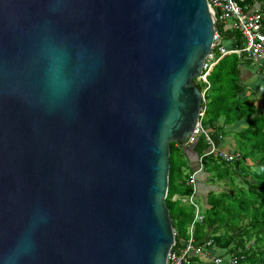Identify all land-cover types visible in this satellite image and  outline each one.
<instances>
[{
    "label": "water",
    "instance_id": "1",
    "mask_svg": "<svg viewBox=\"0 0 264 264\" xmlns=\"http://www.w3.org/2000/svg\"><path fill=\"white\" fill-rule=\"evenodd\" d=\"M213 33L206 0H0V264H166Z\"/></svg>",
    "mask_w": 264,
    "mask_h": 264
},
{
    "label": "trees",
    "instance_id": "2",
    "mask_svg": "<svg viewBox=\"0 0 264 264\" xmlns=\"http://www.w3.org/2000/svg\"><path fill=\"white\" fill-rule=\"evenodd\" d=\"M255 1L257 0H244L243 5L251 7ZM262 24L264 27V18ZM221 34L236 38V47H240L236 32L227 30ZM243 65L236 54H230L212 68L208 76L211 86L207 94L206 119L203 121V126L210 133L221 137L229 135L236 140L238 149L228 151L234 152L237 158L231 163H225L214 156L204 157L200 173L208 175L207 181L212 180V175L231 181L236 177L245 188L236 187L232 194L222 192L216 195L212 191L207 192L202 208L204 218L195 225L193 237L195 245H202L212 239L214 248L210 249L211 254L219 257L231 255L236 259L235 264H264V111L257 110L252 101L241 97ZM240 122L246 123L244 129L230 133L225 131L227 126ZM206 148L207 142L200 136L194 151L202 155ZM169 152L170 167L165 201L176 246H180L188 239L187 229L193 220L194 208L180 201H173L172 198L175 195H191L192 187L186 184L191 171L185 173V169L189 168L181 147L171 143ZM198 196L197 190L196 199ZM221 226L222 234L212 237L207 233L208 230L216 231ZM184 264L213 263L205 257L193 256L189 258V263Z\"/></svg>",
    "mask_w": 264,
    "mask_h": 264
},
{
    "label": "built area",
    "instance_id": "3",
    "mask_svg": "<svg viewBox=\"0 0 264 264\" xmlns=\"http://www.w3.org/2000/svg\"><path fill=\"white\" fill-rule=\"evenodd\" d=\"M209 10L214 20L213 41L209 55L204 61L202 72L196 78V85L201 91V104L199 109L198 121L191 139L195 136H203L207 142V148L202 155H199V171L189 174L186 184L192 187V193L189 196H173V201H180L183 204L194 208V217L188 226V239L182 245L176 246V242L171 247L166 259V264H184L189 263V258L193 256L205 257L213 264H235L236 259L231 255L219 257L211 254L210 249L214 248L213 240L208 239L202 245H195L194 227L197 223L203 221L202 209L196 201V175L202 171V159L208 156H214L219 161L231 163L237 155L234 152L220 149L219 142L223 137L212 134L203 126L206 119L207 94L210 90L208 76L212 68L224 57L230 54H236L243 64L249 63L252 66L261 68L264 64V27L262 24L263 15L256 11H250V7L243 5L244 0H206ZM236 32L239 35L240 47L237 46V39L234 37H224L223 31ZM229 41L233 47L227 48L223 45L224 40ZM216 142L218 144H216Z\"/></svg>",
    "mask_w": 264,
    "mask_h": 264
},
{
    "label": "crops",
    "instance_id": "4",
    "mask_svg": "<svg viewBox=\"0 0 264 264\" xmlns=\"http://www.w3.org/2000/svg\"><path fill=\"white\" fill-rule=\"evenodd\" d=\"M250 11H256L258 13L260 12L264 18V1H255L254 4L250 7ZM227 42L228 44L226 46L227 48H230L232 44L229 41ZM240 84L243 87L241 97H246L249 101H252L257 110L264 111V64L261 66V68H257L248 63L244 64V66L241 67ZM245 127V122L234 123L227 126L225 128V131L230 133L242 130ZM226 139H228L229 142H236V140L232 136L223 137L222 141L219 142V144L216 142V144H218V147L223 146ZM228 149L229 145L224 150Z\"/></svg>",
    "mask_w": 264,
    "mask_h": 264
},
{
    "label": "rangeland",
    "instance_id": "5",
    "mask_svg": "<svg viewBox=\"0 0 264 264\" xmlns=\"http://www.w3.org/2000/svg\"><path fill=\"white\" fill-rule=\"evenodd\" d=\"M228 44L227 40L225 39L223 41V45L226 46ZM227 47V46H226ZM244 66V65H243ZM197 79H195V84H196ZM226 137H229V135H227ZM224 145L220 147V149H226V147H228L229 145V149H238V145L236 144V142H229L228 139H226L224 141ZM250 164V163H249ZM189 168V167H188ZM190 172L189 169H185V173ZM217 173V172H215ZM201 174V175H200ZM207 177L208 175L199 173V175H197L196 177V188L198 190V199H196L198 205L200 206V208H203L204 202H205V196L206 193L209 191L214 192L216 195L222 193V192H227V193H235L236 191V187H243L245 188L244 184L241 182V180L239 178H236L231 181L228 180L226 178L223 179H218L216 177H214V175H212V180L211 181H207ZM233 182V183H232ZM223 230H222V226L217 228L216 231H214V229L208 230L207 233L209 235H211L212 237L216 236V235H220L222 234Z\"/></svg>",
    "mask_w": 264,
    "mask_h": 264
}]
</instances>
